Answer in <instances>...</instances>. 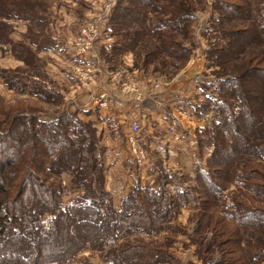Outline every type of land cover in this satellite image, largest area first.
Segmentation results:
<instances>
[{
    "label": "trees",
    "instance_id": "1",
    "mask_svg": "<svg viewBox=\"0 0 264 264\" xmlns=\"http://www.w3.org/2000/svg\"><path fill=\"white\" fill-rule=\"evenodd\" d=\"M51 1L0 0V51L10 48L39 79H20L19 67L0 66V75L8 89L33 86L31 94L44 101L55 96L42 87L37 66V53L56 44L46 33ZM194 1L204 0H118L111 16L110 32L117 37L112 53L140 48L147 52L146 65L163 56L183 67L192 48L182 39L198 20ZM213 6L218 42L206 56L220 67L221 83L207 98L213 123L197 131L199 146L212 151L195 185L173 192L168 185L175 181L160 170L153 183L133 187L114 204L106 189L101 134L79 111L43 119L36 111L0 104V264H70L87 250L112 264H169L178 257L169 242L120 243V236L176 228L171 220L191 202L198 207L192 239L200 264H264V10L257 0H214ZM14 19L28 23L29 45L13 41L8 20ZM65 174L80 191L70 204L64 201ZM237 177L244 190L217 210Z\"/></svg>",
    "mask_w": 264,
    "mask_h": 264
},
{
    "label": "rangeland",
    "instance_id": "2",
    "mask_svg": "<svg viewBox=\"0 0 264 264\" xmlns=\"http://www.w3.org/2000/svg\"><path fill=\"white\" fill-rule=\"evenodd\" d=\"M51 2H49L51 6L50 12L49 8L47 9V13L49 14L48 19L50 18L48 27L52 31L51 35L56 44L48 51L37 53L39 54L38 57L41 58L40 61L37 62V66L40 70L39 76L42 77V87L50 92V88H52L55 92L52 101H44L32 95L31 90L33 86L28 87L25 91L8 89L7 85H5L4 78L0 75V104L5 107L20 108L30 112L36 111L43 119L53 118L63 111L73 112L71 108L72 103H68L71 99L67 97L69 94L66 93L72 91L71 84H66V81H61L60 84L62 85H59L53 75L58 77L59 80H62V76L55 75L58 74L59 70H62L64 78L68 77L71 82L76 85L80 84V86H86L87 89L84 90L91 94L93 86L90 84L87 85V83L95 82L94 74L98 68V61H100L99 52L97 50L100 44L103 45L105 43L108 45L110 42L114 44L116 40V37H111L110 30L112 22L111 16L115 12L118 0H52ZM194 3L197 5L196 12L198 20L193 25V31L190 33V36L185 39H182V34L179 35L180 38L192 48L190 59L183 67H180L182 63H178V61L163 56H158V59H154L155 61L151 64L152 66L146 67L147 65H145L144 62L148 55H146L147 52L145 50L140 48L134 50L135 61L140 70L139 72H135V74L132 72L134 69L129 68V65L123 61L120 55L116 56L109 54L112 58L109 60L107 57H103L105 61L102 60L103 64L101 63L103 66L102 73L112 74L120 72V76L114 78V80L118 83L119 90L124 94H126L127 91L128 93L134 90L136 91L139 87L143 89V92L147 90V94L142 100L137 99V101L148 104L149 109H154L158 106L162 107L161 105L165 106L159 95L167 90L179 88L178 91L174 92L182 94L180 93L181 85L186 83L188 79H190L189 83L193 84L188 92H191L190 96H194V100H196L195 102L184 101L183 104L185 105L184 108L189 111L192 110L194 113L193 118L183 117L173 110H170V113L168 110L165 111V114L170 117V121L167 125L169 136L175 142H182L185 144V147L181 149V153L184 155L180 160L181 166H176L175 168L169 165L166 160L164 164H161L163 163V159L161 158V154L163 153L159 150L152 151L148 149L149 145L144 141V137L148 135L147 130L150 132L151 127H153L154 120L151 112H148L146 118L142 119L144 120L142 121L143 124L141 123L142 125L137 120H134L136 119L135 117H128V120L124 123L126 126L125 129L118 131V133L121 132L120 134L111 133V138L109 135V138H105V144L102 143L103 145H101L103 148H107L103 152L105 177L110 176L112 179L113 177H117V175H124L123 179L125 180L114 190L106 188L111 192L114 204H118L119 200L133 187L139 186L140 188H144L148 184V181H144V175L147 172V175L151 173L153 174L152 177L156 179L159 175V171L163 170L169 175L170 180L175 181L174 185H168V188L171 190L173 189V192H175L182 190L185 186L195 185L197 174L207 171V158L212 148L199 146L197 131L213 123L214 110L208 105L207 98L213 96L214 92L216 93V88L221 83L218 77L220 75V67L214 64L210 65L211 63L207 60L206 56L210 45L218 42V34L213 29L218 15L214 10V0H204L200 4L194 1ZM257 4L264 10V0H257ZM47 13L45 9L46 16ZM256 15H258V13H256ZM152 18V15L147 18L148 20L143 24L144 28L150 23ZM8 22L13 26L11 34L13 41L17 45L21 43L29 45V39L27 37H29L31 30L28 29V23L21 19L8 20ZM41 28L45 29V24H42ZM107 37L109 38L107 39ZM147 38H150V36ZM33 39L35 40V37ZM219 42H222V40ZM149 43H151V41ZM108 47H110V45H108ZM20 48L22 49L21 46ZM61 55L62 59L59 58ZM93 57H95L97 64H95L94 61L92 63L91 60ZM0 66L6 69L19 67L17 73L20 79L27 78L29 81V79L33 80L35 78L29 66L13 56L10 48L0 51ZM47 66L50 68L52 74H47ZM57 68L59 70H57ZM12 74L14 75V73ZM192 75L194 76L191 79L189 76ZM169 76H172L171 78L174 79L170 85L164 86L161 84L163 81H168ZM171 78L168 83L171 81ZM17 79L18 78H16V80ZM84 81H87V83ZM122 90H125V92ZM139 92L141 91L139 90ZM101 95H103L104 98ZM101 95H98L100 96L98 101H100L101 98H103L102 101H108L106 96L109 95ZM75 96H77V93ZM181 96V98H183L186 95ZM136 97H140L138 93ZM133 98L136 99L134 96ZM108 106L109 104L103 106V108ZM166 107L169 108L170 106ZM152 112H157V119H159L158 115L161 111ZM174 116L180 119V123H178L180 137L178 140L173 137L174 135L171 131V120ZM0 118L3 120V117L0 116ZM81 119L83 120V118ZM133 122H137L141 126V132L138 133V135L132 131ZM183 124L187 127L185 128ZM165 134V131H163V133H155V131H153L150 133L151 141L154 143L155 140L159 139V137L155 136H162L166 141L169 136ZM195 138L196 144L194 145L192 142L195 141ZM132 140H135L138 146L146 150L148 158L154 163L151 167H147L145 164H137L133 155ZM159 147L162 148L160 145ZM113 180H115V178H113ZM63 183L66 187L64 190V201L66 204H70L79 196L80 191L72 189L71 177L68 174L63 176ZM243 190L242 179L238 177L235 178L228 189L223 191L216 205L217 210H223L225 207H229L232 202V197L241 193ZM256 198L259 197L257 196ZM259 199L264 200L263 197ZM197 208V202H191L187 206L182 207L178 217L170 222L171 225L177 224L178 227L176 228L167 226L152 234H142L139 232L123 233L120 236L119 242L132 241L135 238H142L146 243L157 246H162L166 242H169L171 244L170 249L178 256L169 264H189V261H192V263L194 261V264H200L196 255L198 244L192 239L197 226L196 219H193L195 212H197ZM215 257L218 258L217 253ZM70 264H112V262L107 259L106 256H101L98 252L87 250L81 252Z\"/></svg>",
    "mask_w": 264,
    "mask_h": 264
},
{
    "label": "crops",
    "instance_id": "3",
    "mask_svg": "<svg viewBox=\"0 0 264 264\" xmlns=\"http://www.w3.org/2000/svg\"><path fill=\"white\" fill-rule=\"evenodd\" d=\"M46 31L50 35V37L52 38L51 29L48 28V29H46ZM110 35H111V33H110ZM111 37L115 38L116 36L111 35ZM108 38L109 37H107V39ZM115 39H116L115 41H117V37ZM108 45H110V47L112 48L113 42H110ZM108 45L105 43L103 45L100 44V47L97 50L99 52L100 61H98V65H97L98 68L94 74L95 82L87 83V81H84L87 83V85L90 84L93 86V91L91 94L84 90V89H87L86 86L83 87L82 85L80 86V84L76 85V84L72 83L68 77L64 78V73H62V70L60 71L57 68V70H59L60 73L59 72H58V74L54 73L57 76L63 77L62 80H59L58 77L53 75V77L56 78V81L58 82L59 85H62V84H60L61 81H66V84L70 83L72 86V91L66 92L69 94V96H67V97H69L71 99V101L69 100V102H68V103H72L71 108L73 109V111H75V110L79 111L78 115L81 118H83L84 121H86V122L89 121V122L93 123V126L96 127L98 130V134H101V136H102L101 137V145L105 144V138L108 137V135L111 138V133H118V131H122L123 129H125L126 126L124 123L126 122V120H128L127 119L128 117L133 116L136 118L134 120H137L140 124L141 123L143 124L142 121H144V120H142V119L146 118L148 112H151L153 114L152 118L154 120L153 127H151L150 132L147 130L148 135L144 137V141L147 142V144L149 145L148 149H151L152 151L159 150L160 152L163 153V154H161V158L163 159V163L160 162L161 164H164V161L166 160V162L169 163V165H171L175 168H176V166H181L180 160L182 157H184V155H182V153H181V149H182V147H185V144L182 142H175L169 136V133L167 130V125L170 121V117H168V115L165 114V111L168 110V112L170 113V110L171 111L173 110V111L178 112L183 117L193 118L194 113L192 112V110L189 111L188 109L184 108L185 105H183L184 101H188V102H191V101L195 102L196 101V100H194V96H190L191 92H188L193 85L192 83H189L190 79H188L186 81V83L181 85L183 88L181 87L180 93H182V94L175 93L174 91L179 90V88H176L174 90H167L166 92H163L159 95L161 97L162 103L165 104V106L161 105L163 108L158 106V107H155L154 109H149L148 104H144L143 102L137 101V99L142 100V98L147 94V90H145V92H143V89L141 87H139V89H137L136 91L134 90L131 93H128V91H127L126 94H124L119 90V85L114 80V78L120 76V72H117L118 74L117 73H112V74L102 73V70H103L102 60L105 61L104 60L105 57H107L108 60L112 59L109 56V54L110 55H116V56L120 55L122 57L123 61L129 65L128 67L134 69L132 71V72H134V74H135V72L140 71L138 68L139 66H137L138 64L135 61L134 51L127 50V51L120 53V54H114V53H112V51H111L112 49L110 47H108ZM38 56H39V54H38ZM95 57H97V56H95ZM59 58L62 59V55L59 56ZM94 59L95 58H93L92 60H94ZM95 64H97L96 59H95ZM144 64H145V62H144ZM151 64H153V63H151ZM151 64H148L146 67L152 66ZM57 65H58V63H57ZM146 67H145V69H146ZM46 68H47V74H49V73L52 74L50 71V68L48 66ZM194 75L189 76V77L192 79ZM171 77L172 76L168 77V81ZM36 79H39V78L36 77ZM173 80L174 79L171 78V81L169 83H168V81H166V82L163 81V82H161V84H163L164 86L165 85L167 86V85H170V83ZM90 81H93V80H90ZM50 89H51V92L55 93L52 88H50ZM139 90L141 92H139ZM122 91L125 92V90H122ZM76 93H77V96H75ZM137 93H138V96H140L139 98L136 97ZM101 94L109 95V96H106L107 100H108L107 102L109 104V106L106 108L105 107L103 108V106L99 105L98 98L100 96H98V95H101ZM181 95H186V96L181 98L182 97ZM133 96L136 99H134ZM95 101H96V103H95ZM166 106H170V107L168 108ZM158 110L161 111V113L158 115L159 119H157V112L156 113L152 112V111H158ZM183 126L185 127L184 124H183ZM153 131H155V133H163V131H165L166 132L165 135L169 136L168 140L165 141L162 136L161 137L155 136V137H159V139L155 140V142L153 143L151 141V137H150V133H152ZM120 133H118V134H120ZM168 141H170V142H168ZM159 145L162 148H160ZM106 149L107 148H105V150ZM180 154H181V156H180ZM106 163H107V161H106ZM144 164L147 167H151V165H153L154 163L150 160V158H148ZM157 164H159V163H157ZM147 173H145L146 176L144 175V181L145 180L148 181V184L153 183L154 182L153 180H155V178L152 177L153 174L149 173V175H147ZM123 176L124 175H121V176L117 175V177L112 176L113 178H115V180H113V178L111 179L110 176H106V188L110 189V190H114L116 187H119L124 180Z\"/></svg>",
    "mask_w": 264,
    "mask_h": 264
},
{
    "label": "built area",
    "instance_id": "4",
    "mask_svg": "<svg viewBox=\"0 0 264 264\" xmlns=\"http://www.w3.org/2000/svg\"><path fill=\"white\" fill-rule=\"evenodd\" d=\"M93 58H95V57H93ZM91 61L92 62L93 61L95 62V59L94 60H91ZM101 96L104 98L103 95H101ZM103 98H101V100L99 101V105L100 106H106L108 104L107 101H102ZM171 123H172V125H171V131H172V134L174 135L173 137L175 139L177 138V140H178V138L180 137V133L178 131V129H179L178 123H180V119L174 116L172 118V120H171ZM132 131L138 135V133L141 132V126H140V124L137 123V122H133V124H132ZM191 137H192V133H191ZM132 142H133V148L132 149H133L134 159L136 160L137 164L143 165L147 161V159H148L147 158L148 157L147 156V152H146V150L144 148L138 146L137 143L135 142V140H132ZM192 143L194 145L196 144V138H195V141L192 142Z\"/></svg>",
    "mask_w": 264,
    "mask_h": 264
}]
</instances>
